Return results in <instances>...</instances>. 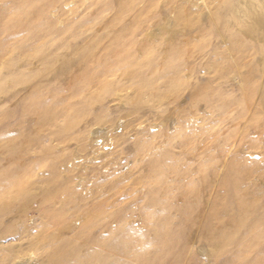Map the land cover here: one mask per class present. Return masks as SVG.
I'll list each match as a JSON object with an SVG mask.
<instances>
[{"label":"rangeland","instance_id":"obj_1","mask_svg":"<svg viewBox=\"0 0 264 264\" xmlns=\"http://www.w3.org/2000/svg\"><path fill=\"white\" fill-rule=\"evenodd\" d=\"M10 27L0 264H264V0H0Z\"/></svg>","mask_w":264,"mask_h":264},{"label":"bare ground","instance_id":"obj_2","mask_svg":"<svg viewBox=\"0 0 264 264\" xmlns=\"http://www.w3.org/2000/svg\"><path fill=\"white\" fill-rule=\"evenodd\" d=\"M127 6V5H126ZM177 9V8H176ZM147 11H149V9L148 10H146V11H144L142 14L144 15ZM178 12V16H176V17H178V20H177V22L178 21H184V20H186L187 18V15H188V12H187V10L186 9H182V8H180V9H178L177 10ZM10 13V14H9ZM8 13V17H7V20H6V18H5V22L7 23V24H11V23H13V21H15V20H21L22 22L20 23V25H19V27H23V26H25V24H26V20L23 18V13L22 12H15V11H11V12H9ZM22 13V14H21ZM148 13V12H147ZM142 15V16H143ZM142 16H139L138 17V22L139 23H141L142 21H141V18H142ZM23 18V19H22ZM25 23V24H24ZM137 23V22H136ZM8 26V25H7ZM15 28L14 27H10V28H6V30H2V29H0V32H13V30H14ZM21 29V28H20ZM9 30H11V31H9ZM0 34H5V33H0ZM9 35V34H8ZM7 35V36H8ZM9 37V36H8ZM10 38V37H9ZM6 39V38H5ZM5 41V40H4ZM149 47V46H148ZM148 47L147 46H145V48L144 49H142L144 52H147V51H149L148 50ZM127 52L126 51H123V50H119L116 54H115V57H116V60H119V61H121L122 63H120V64H116V65H113V67L111 66V67H106V69L101 73V74H99V73H95V72H88L87 74H85V76H84V80H90L91 82H93V83H95V84H99V83H102V79H100L101 78V76L100 75H106V74H108L109 72H112L114 69H116L115 67L116 66H119V67H121L122 66V70L124 71L123 73H125V74H131V70H129V68H128V65L127 64H125L124 62H123V60L125 61V60H127L129 57H130V55L128 54V56H127ZM37 58H40V59H42V61H44L45 59H43V56H42V54L40 53V54H38L37 55ZM115 66V67H114ZM127 66V67H126ZM141 92V90H138V93H140ZM38 115L40 116V118H41V123H40V126H39V128H38V133H41V131H43V128L45 127V126H48V125H51L53 122H54V120H55V117L54 116H52V115H49L48 113H47V110L44 108V107H42V108H40L39 110H38ZM67 125L68 126H66V128H68V127H73L74 126V123H73V121L72 120H68V122H67ZM69 129V128H68ZM37 138H38V136L36 137V136H33V137H30V140L31 141H33V142H37ZM10 139V138H9ZM10 144H8V145H6L5 146V150L6 151H13V149L15 148V146H17V140L16 139H10ZM1 144H3V143H1V140H0V146H1ZM156 168V167H155ZM12 179L13 178H10L7 182L6 181H4L3 182V184H2V186L1 187H3L4 186V184L7 186V185H10V183L9 182H11L12 181ZM22 183V182H21ZM227 184H228V182H227ZM13 188V187H12ZM18 189V186H15L14 188H13V190H17ZM248 212V211H247ZM249 213V212H248ZM254 229V231L256 232L257 230H260L261 229V226H259V224L258 225H256V226H254L253 227ZM244 246V245H243ZM56 264H59V262H57ZM61 264V263H60ZM62 264H64V263H62Z\"/></svg>","mask_w":264,"mask_h":264}]
</instances>
